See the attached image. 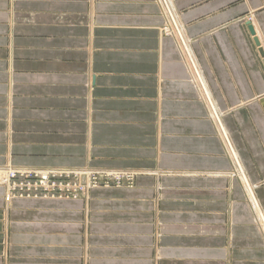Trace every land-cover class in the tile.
I'll use <instances>...</instances> for the list:
<instances>
[{
  "label": "crops",
  "instance_id": "crops-1",
  "mask_svg": "<svg viewBox=\"0 0 264 264\" xmlns=\"http://www.w3.org/2000/svg\"><path fill=\"white\" fill-rule=\"evenodd\" d=\"M165 1L205 94L155 0H0V169L135 176L86 201L0 185V264H264V0Z\"/></svg>",
  "mask_w": 264,
  "mask_h": 264
},
{
  "label": "rangeland",
  "instance_id": "rangeland-1",
  "mask_svg": "<svg viewBox=\"0 0 264 264\" xmlns=\"http://www.w3.org/2000/svg\"><path fill=\"white\" fill-rule=\"evenodd\" d=\"M160 13L163 17V23L159 27V34L162 37H173L180 45L182 54L189 65L191 74L198 85L199 90L205 94V90L199 79L198 72L193 64V60L185 46L179 26L177 25L170 5L165 0H155ZM208 110L211 111L210 120L219 126L213 114V109L206 99ZM223 134V132H222ZM223 144L226 153L230 157L231 166L240 178V166L234 157L231 146L227 138L223 135ZM14 173V175H13ZM0 185L4 187V200L12 199H30V200H67V201H86L89 192L93 190H112L132 188L134 184V174L129 172H119L100 169L74 170L67 168L50 169H29L14 168L5 166L0 169ZM48 175L46 185H42L41 175ZM89 179V180H88ZM242 180V178H240ZM244 186V185H243ZM42 187V188H39ZM26 188V189H25ZM245 188V187H244ZM28 189V190H27ZM25 190V191H24ZM246 190V200L250 204L254 214V225L259 228L264 235L263 225L258 215L252 207L253 199L249 189ZM43 196L37 197L36 194Z\"/></svg>",
  "mask_w": 264,
  "mask_h": 264
},
{
  "label": "built area",
  "instance_id": "built-area-1",
  "mask_svg": "<svg viewBox=\"0 0 264 264\" xmlns=\"http://www.w3.org/2000/svg\"><path fill=\"white\" fill-rule=\"evenodd\" d=\"M13 175H14V173H13ZM41 180H42V185H46V183H47V180H48V175H46V174H42L41 175ZM39 188H42V187H39ZM26 189V188H25ZM28 190V189H27ZM25 191V190H24ZM37 195V197H41V196H43L42 194H36Z\"/></svg>",
  "mask_w": 264,
  "mask_h": 264
},
{
  "label": "water",
  "instance_id": "water-1",
  "mask_svg": "<svg viewBox=\"0 0 264 264\" xmlns=\"http://www.w3.org/2000/svg\"><path fill=\"white\" fill-rule=\"evenodd\" d=\"M250 30H251V29H250ZM251 33L253 34L252 30H251ZM254 41H255L256 45H258V42H257V40H254Z\"/></svg>",
  "mask_w": 264,
  "mask_h": 264
},
{
  "label": "bare ground",
  "instance_id": "bare-ground-1",
  "mask_svg": "<svg viewBox=\"0 0 264 264\" xmlns=\"http://www.w3.org/2000/svg\"><path fill=\"white\" fill-rule=\"evenodd\" d=\"M0 178H1V174H0ZM89 180V179H88Z\"/></svg>",
  "mask_w": 264,
  "mask_h": 264
}]
</instances>
